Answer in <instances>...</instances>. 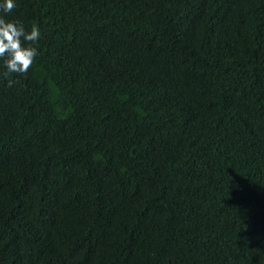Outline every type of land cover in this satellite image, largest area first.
Wrapping results in <instances>:
<instances>
[{
  "label": "trees",
  "instance_id": "trees-1",
  "mask_svg": "<svg viewBox=\"0 0 264 264\" xmlns=\"http://www.w3.org/2000/svg\"><path fill=\"white\" fill-rule=\"evenodd\" d=\"M15 3L0 264H264V0Z\"/></svg>",
  "mask_w": 264,
  "mask_h": 264
},
{
  "label": "clouds",
  "instance_id": "clouds-1",
  "mask_svg": "<svg viewBox=\"0 0 264 264\" xmlns=\"http://www.w3.org/2000/svg\"><path fill=\"white\" fill-rule=\"evenodd\" d=\"M17 7L15 0H3L0 11L10 14ZM40 38L39 28L33 24L30 31H26L22 23L8 20L0 16V59L3 60L8 77L11 73L26 74L32 67L38 54L36 45ZM13 81L8 80L11 87Z\"/></svg>",
  "mask_w": 264,
  "mask_h": 264
}]
</instances>
